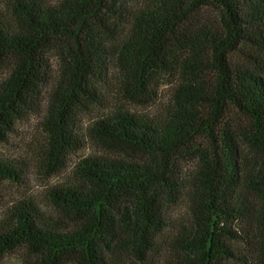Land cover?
<instances>
[{"label": "trees", "instance_id": "trees-1", "mask_svg": "<svg viewBox=\"0 0 264 264\" xmlns=\"http://www.w3.org/2000/svg\"><path fill=\"white\" fill-rule=\"evenodd\" d=\"M0 74V143L49 87L42 173L86 145L76 120L94 109L86 137L117 153L82 158L44 205L3 211L0 257L264 264V0H7ZM164 85L156 114L130 109ZM26 165L0 156V185ZM180 202L186 214L173 220Z\"/></svg>", "mask_w": 264, "mask_h": 264}, {"label": "rangeland", "instance_id": "rangeland-1", "mask_svg": "<svg viewBox=\"0 0 264 264\" xmlns=\"http://www.w3.org/2000/svg\"><path fill=\"white\" fill-rule=\"evenodd\" d=\"M50 4H58L60 0H44ZM7 10V0H0V13ZM52 77L57 75V62L52 60ZM1 76V74H0ZM119 86L116 77L113 76L112 81L106 89V94L109 100H113L112 96ZM49 87H45L42 102L38 111L29 114L23 119L19 120L12 132L8 135L7 141L0 143V156L15 157L25 161V174L20 181H5L0 185V216L3 211L11 207L17 201L24 199H32L44 205L45 197L48 189L53 186H58L63 183L70 175L72 168L82 158L89 156L93 153L107 156L116 157L117 153L102 146V144H95L88 139V129L97 118L98 110L94 109L89 112H84L76 120V129L81 136L85 137L86 145L77 150L70 156L68 166L60 172L52 174H44L37 166L39 156L43 151L47 134L43 129V115L47 107V92ZM169 86L164 85L160 88L156 100L150 104H129L130 109L140 114H156L159 108L164 106L169 101ZM186 214L185 203L174 205L170 211V217L173 220H179ZM24 254L22 250H14L6 253L0 257V264H17V261ZM130 264H165L163 257L154 256L149 260H136Z\"/></svg>", "mask_w": 264, "mask_h": 264}]
</instances>
